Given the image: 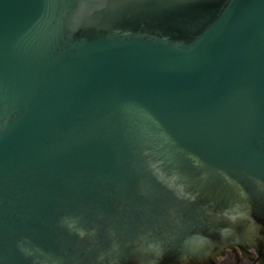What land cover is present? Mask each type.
<instances>
[{
    "label": "water",
    "instance_id": "water-1",
    "mask_svg": "<svg viewBox=\"0 0 264 264\" xmlns=\"http://www.w3.org/2000/svg\"><path fill=\"white\" fill-rule=\"evenodd\" d=\"M264 259V0H0V264Z\"/></svg>",
    "mask_w": 264,
    "mask_h": 264
},
{
    "label": "flooded vegetation",
    "instance_id": "flooded-vegetation-1",
    "mask_svg": "<svg viewBox=\"0 0 264 264\" xmlns=\"http://www.w3.org/2000/svg\"><path fill=\"white\" fill-rule=\"evenodd\" d=\"M219 264H264V259H261L256 251H251L250 256L243 257L240 250L230 251V253L219 261Z\"/></svg>",
    "mask_w": 264,
    "mask_h": 264
}]
</instances>
